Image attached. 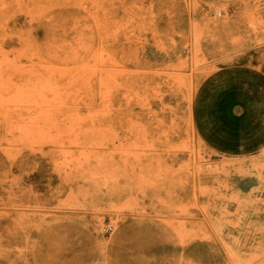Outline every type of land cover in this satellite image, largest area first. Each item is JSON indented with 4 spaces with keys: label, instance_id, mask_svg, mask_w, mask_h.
Listing matches in <instances>:
<instances>
[{
    "label": "rangeland",
    "instance_id": "rangeland-1",
    "mask_svg": "<svg viewBox=\"0 0 264 264\" xmlns=\"http://www.w3.org/2000/svg\"><path fill=\"white\" fill-rule=\"evenodd\" d=\"M0 264H264V0H0Z\"/></svg>",
    "mask_w": 264,
    "mask_h": 264
}]
</instances>
